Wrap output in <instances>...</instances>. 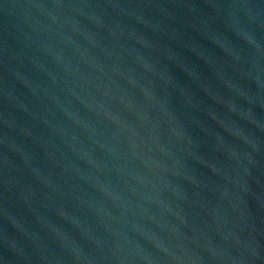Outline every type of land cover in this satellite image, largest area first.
<instances>
[{
    "label": "water",
    "instance_id": "1",
    "mask_svg": "<svg viewBox=\"0 0 264 264\" xmlns=\"http://www.w3.org/2000/svg\"><path fill=\"white\" fill-rule=\"evenodd\" d=\"M0 264H264V0H0Z\"/></svg>",
    "mask_w": 264,
    "mask_h": 264
}]
</instances>
